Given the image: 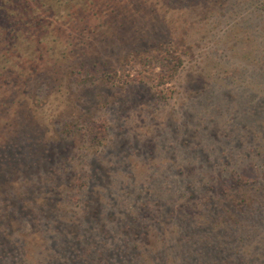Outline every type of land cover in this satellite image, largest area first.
Listing matches in <instances>:
<instances>
[{
	"label": "rangeland",
	"instance_id": "obj_1",
	"mask_svg": "<svg viewBox=\"0 0 264 264\" xmlns=\"http://www.w3.org/2000/svg\"><path fill=\"white\" fill-rule=\"evenodd\" d=\"M89 1L49 31L57 53L46 48L35 74L67 76L75 52L124 72L19 105L33 138L0 166V264H262L250 252H264V204L235 221L225 198L264 187V0L172 12L168 34L156 32L157 0ZM159 40L172 58L144 54ZM27 60L0 75L14 63L13 76L30 73ZM1 117L3 135L18 116Z\"/></svg>",
	"mask_w": 264,
	"mask_h": 264
},
{
	"label": "trees",
	"instance_id": "obj_2",
	"mask_svg": "<svg viewBox=\"0 0 264 264\" xmlns=\"http://www.w3.org/2000/svg\"><path fill=\"white\" fill-rule=\"evenodd\" d=\"M78 1L79 3L83 2L84 6L91 2L89 0H0V64H11L12 58L14 56L23 57L24 55L29 57V60H27L24 65H32V70L30 73L27 74L26 72H24L25 70L29 71V67L22 68L21 66L19 67L21 68V72H19L16 76H13L10 68L19 65V63L21 62V58H19V63H12V67L5 68L7 69L8 74L0 75V90L4 89V97L0 99V118H2L1 116H3L5 113H10L18 116V118L15 119V122L12 123L13 126H9L11 125L9 122L5 123L7 126V128H5L7 133L0 135L1 167L14 165L12 156H17V151L21 153L22 149L19 148L20 144H22L23 142H27L26 139L32 136L31 133L27 132L26 125H21V123L18 122L19 119L22 120L23 113L21 114L20 112L23 111H20V109L21 107L26 105V101H31V99H33L35 102L36 97L46 96L47 102V100L50 99L51 95L54 92L61 89V86L63 87V85L67 83V86L69 87V85L74 84L73 82L75 79L80 80L81 82H87L91 79H96L97 76H101L105 77L108 80H115L114 78L124 72L125 66L120 68H116L115 66L110 67V65H106L105 62H103L102 64V60L100 63L99 59H97L99 63H89L86 61L87 59H80V56L77 55V52H75L72 57H78V64H76V62H71L75 61V59L73 58L66 60L67 63L65 66V71L67 76L50 74L46 75L47 73L35 74L36 71H39L40 64H37L36 66L33 65L36 62H41V59L44 57L46 48H48V53H57L56 49L59 43L54 41V44L51 45L47 42L49 31L55 32L56 35L57 27H60L59 23L63 22L65 18L64 15L70 14L69 11L74 8V4H76V2ZM226 2L227 0H157L155 3L156 6L160 8V13L157 9L154 10L156 13L154 24L156 26L161 25V27H157L156 32H163L168 34V31H170V29L167 26V22L170 25L173 23L176 24V22H181V19H175L172 17L174 16V14H171L172 12L175 14L178 13V15H181L183 18L187 13L186 11L196 6L199 9L214 13L216 12L214 11V6H219L218 8H220V6H224ZM246 2H252L253 6L257 8L258 6H260L259 0H246ZM141 3L143 2L141 1ZM79 10L81 11L82 9ZM73 14L77 17V19H75V21H72L71 26L76 25L77 22L79 23L77 16L78 12L75 11L73 12ZM168 14L172 18L171 21L167 17ZM165 19L167 20V22ZM183 21L186 22V19H183ZM70 36L71 34H69V37ZM173 40L174 39H172L171 43L173 42ZM158 42L159 45L157 49L151 50L150 52L145 51L144 54H155L158 56L165 54L168 57L172 58L174 55H172L169 49H167L166 43L161 40H159ZM20 44H24L25 46L26 51H24L23 55L19 47ZM42 45L45 46L44 50L40 48V46ZM65 50L66 52L63 53L64 57H67L68 53H72L69 52V45H65ZM141 55V50H138L136 52L132 51L128 54L127 59L129 58V61H131V59L135 56H137V59H142L143 57H140ZM81 56H85V54L82 53ZM134 60L136 59L134 58L132 61ZM75 64L77 67L74 66ZM81 73L86 74H84V77H80ZM63 80H65V83L62 82ZM9 85H11V88L8 87ZM39 89L44 90V92L42 91L43 94L37 92ZM30 93L33 94L31 95V98ZM37 102V107L46 104V102L44 101H42L41 105H39L40 101ZM55 103L56 102L54 100L53 104ZM56 112L49 115L44 114L41 116V118H46L47 120H51V122H53V118H58L60 116V114H57ZM24 114L28 116L29 119L36 115L34 111V116L32 112L29 113V115L25 112ZM81 121L84 120H81L80 117H71L69 125L73 126V128H77ZM2 126L3 125H0V127ZM70 128L71 129L70 131H68V134H71L72 131H74L72 127ZM99 135L100 133H98V136H95V143H97V140H100ZM30 140L34 141L31 138ZM230 200V203L232 204L230 205V207H228V209L234 210V212L237 214V217L234 220L238 221L240 218V221H248V218L245 216V214L247 213L248 216L254 217L258 212L256 208L257 205L264 204V187H259L256 190H251L249 193L238 192L236 196H228L227 198H225V202H229ZM257 240L258 235H256L255 239L252 241ZM219 243L222 244L221 241ZM222 247L223 249L220 250L218 254L219 260H225V245H222ZM236 252L237 254H240L239 251ZM250 254H252L251 260L262 261V264H264V252L261 253V257L260 254L256 255V253L253 252H250ZM210 255L211 254H209V256ZM194 264L205 263L198 262V260L195 259Z\"/></svg>",
	"mask_w": 264,
	"mask_h": 264
}]
</instances>
